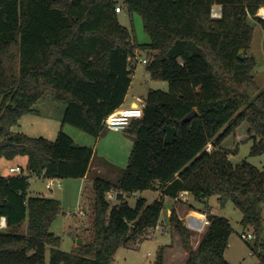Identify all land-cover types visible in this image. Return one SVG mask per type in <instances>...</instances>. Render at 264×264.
<instances>
[{"label":"trees","instance_id":"1","mask_svg":"<svg viewBox=\"0 0 264 264\" xmlns=\"http://www.w3.org/2000/svg\"><path fill=\"white\" fill-rule=\"evenodd\" d=\"M215 4L223 8L221 18L211 15ZM118 6L142 16L149 43L133 40ZM262 7L264 0H125L123 6L119 0H0V141L8 142L0 159L27 160L21 174L0 173V218L8 228L28 221L25 233L0 230V264H47L48 250L49 264H114L121 247L137 249L155 236L165 198L182 191L198 202L213 196L221 206L232 202L244 229L253 230L251 248L264 263V170L247 161L234 164L223 147L247 123L252 153H264V89L253 73L257 60L248 54L251 20L264 30ZM141 49L150 52L152 78L167 81L169 90L151 89L142 117L126 129L134 143L120 180L95 176L91 241L78 253L64 251L51 231L61 202L29 196L30 177L83 178L94 149L62 129L50 140L13 127L51 94L67 105L64 124L99 138L106 118L126 99ZM195 109L197 115L184 120ZM149 189L160 196L130 205L128 197ZM112 191L118 192L116 205L107 199ZM206 213L210 224L195 249L191 230L171 211L188 253L185 264H231L225 253L233 227L210 208ZM155 264H165L164 247Z\"/></svg>","mask_w":264,"mask_h":264},{"label":"rangeland","instance_id":"2","mask_svg":"<svg viewBox=\"0 0 264 264\" xmlns=\"http://www.w3.org/2000/svg\"><path fill=\"white\" fill-rule=\"evenodd\" d=\"M125 0H119L123 6ZM122 13L118 14L120 23L130 29L133 40L138 44H146L151 41L150 35L144 28L143 18L138 13L130 14L125 8ZM259 15L260 11H259ZM263 17V15H261ZM255 27L254 38L248 54L254 56L257 60V65L254 69V75L260 90L264 89V30L262 26L255 20H251ZM150 52L141 49L137 53V67L135 69L132 85L129 90L128 103L131 100H136L140 106H143L148 92L153 90H169V83L164 80L153 79L150 72L147 70V63L143 59L149 58ZM141 58V59H140ZM127 103V104H128ZM64 101H57L51 94L44 95L35 105L34 111L23 115L19 123L13 127L14 132H24L29 136H43L50 140L56 138L59 130H64L74 140L81 145H86L94 149L92 166L98 170L96 176L105 178L117 183L122 177L123 170L126 168L131 155L134 137L127 133L126 130H105L99 138L77 128L71 124H64L63 117L66 110ZM248 124H242L236 133L224 142V149L229 152V159L238 164L247 161L259 170H264V153L253 154L252 147L254 139L247 138ZM241 137V138H240ZM245 137V138H244ZM244 140H241V139ZM210 147V145H209ZM238 147V151L233 153ZM26 164L25 157H17L12 162L0 159V173L3 174L4 168L10 163ZM23 165V166H24ZM56 182H60V186H55L53 189L48 188L47 178L32 175L30 177V186L28 189L29 196H46L59 200L61 202V213L56 218L51 226V231L60 237V248L67 252L78 253L83 244L89 243L94 234V204L95 190L94 178L81 180V178L59 179L55 178ZM83 181V182H80ZM159 189H149L137 192L128 197L127 200L131 206H135L139 198H146L148 203L153 202L160 196ZM107 199L112 205L119 203L117 197L111 193H107ZM173 204L178 209L189 211L191 205L196 206L194 210L198 213H192L195 216L201 217L210 208L213 214L221 215L229 219L233 233L230 238V244L226 250L225 258L231 264H264L261 263L257 254H253L252 246L256 239L251 238L244 240L241 237L242 233L254 234L253 230L244 229L241 224L243 218L242 212L235 207L232 202L221 206L216 196L207 199L204 202L195 201L188 194L186 200L176 199L167 196L165 206L162 212L159 227L153 238L145 240L139 248L130 249L121 247L112 260V263L118 264H155L158 257L160 246L167 242H172V235L169 232H175L172 226H169V216L173 209ZM191 206V207H190ZM85 211V214H80L79 211ZM69 213H77L70 215ZM188 215L184 216V224H187ZM163 223L169 229V232L163 231ZM28 221L26 220L21 225L13 228H5L7 231L26 232ZM171 225V224H170ZM187 226V225H186ZM208 227V226H207ZM207 227L203 232L193 229L191 230V243L194 248L198 247L199 239L205 234ZM50 253L47 252V264H49Z\"/></svg>","mask_w":264,"mask_h":264},{"label":"built area","instance_id":"3","mask_svg":"<svg viewBox=\"0 0 264 264\" xmlns=\"http://www.w3.org/2000/svg\"><path fill=\"white\" fill-rule=\"evenodd\" d=\"M116 11L121 12L122 11L121 6L116 7ZM211 15L214 18H221L223 16L222 6L217 5V4L213 5L211 9ZM142 61L144 63H148V59H143ZM143 112H144L143 106H140V105L131 106L129 108L121 109V110L118 109L106 118L105 127L108 130H114V131L126 130L129 127L133 119L142 117ZM211 148L212 146L210 145V147H208V150H211ZM22 172H23V166L20 164H15V165L9 166L8 168V174L17 175V174H21ZM56 185L60 186L61 183L56 182L55 178H47L48 188L53 189ZM109 193L113 194L115 197H117V194H118L117 191H112ZM188 194L189 193L187 191H182L179 194V196L176 197V199L181 198V199H184L185 201ZM79 213L83 215L85 214V211L80 210ZM69 214L76 215L77 213H69ZM209 224H210V221L208 219V215L207 213H205L201 217L195 216L193 214L188 215L186 225L190 229L203 232ZM241 237L244 240H249L251 238L256 239L255 234H251V233H242Z\"/></svg>","mask_w":264,"mask_h":264},{"label":"crops","instance_id":"4","mask_svg":"<svg viewBox=\"0 0 264 264\" xmlns=\"http://www.w3.org/2000/svg\"><path fill=\"white\" fill-rule=\"evenodd\" d=\"M122 12L123 11H121L119 13H122ZM263 17H264V15H263ZM128 96H129V92H128L127 96H126V99H125L124 103L119 108V110L126 109V108H129L131 106H135V104L139 105V103L136 100H134V99L131 100L128 103V98H129ZM17 164H20L22 166L24 165V164H21V162H17ZM12 165H15V164L10 163L8 166H6V168H4V170L5 169L6 170L4 172H2L3 175H8V168H9V166H12ZM98 174H99L98 170L96 171V168H94L92 166V161H91L90 170H89L88 174L85 177L81 178V180L85 181V180H88L90 177L95 178V176L98 175ZM83 181H80V182H83ZM165 200H166V198H165ZM173 201H174V198H173ZM173 208L176 209L179 217L182 220L184 219V216H186V215H191L192 213H198V212H196V210H194L196 208V206H194V208H190L188 212H186V210H183V211L181 210V212H180V209H178L175 204H173ZM211 212H212V210H211ZM170 214H171V212H170ZM170 224L171 223H170V220H169L168 227L172 226V224L171 225ZM162 227H163V231L165 233L169 232V229L166 227L165 223H163ZM5 228H7L6 217H1L0 218V230H4ZM169 233H171V235H172V242H167V243L162 244L160 246V248L164 247L165 264H185L187 259H188V253L184 250V248L182 246V241H181L180 235L176 231L173 232V233L172 232H169ZM201 239H202V237L199 239V243H200ZM114 264H118V263H114Z\"/></svg>","mask_w":264,"mask_h":264},{"label":"water","instance_id":"5","mask_svg":"<svg viewBox=\"0 0 264 264\" xmlns=\"http://www.w3.org/2000/svg\"><path fill=\"white\" fill-rule=\"evenodd\" d=\"M239 57L240 58H244V51L243 50H241L240 52H239ZM137 105V104H136ZM197 110L195 109V110H193L188 116H186L185 118H184V120H189V119H191L192 117H194L195 115H197ZM8 144V142H4V141H0V147L1 146H4V145H7Z\"/></svg>","mask_w":264,"mask_h":264},{"label":"bare ground","instance_id":"6","mask_svg":"<svg viewBox=\"0 0 264 264\" xmlns=\"http://www.w3.org/2000/svg\"><path fill=\"white\" fill-rule=\"evenodd\" d=\"M260 13H261V15H264V7L260 10Z\"/></svg>","mask_w":264,"mask_h":264}]
</instances>
